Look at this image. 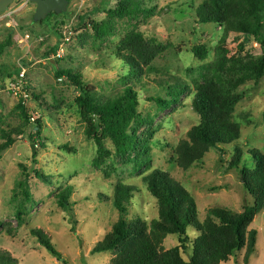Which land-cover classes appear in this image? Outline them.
<instances>
[{"label":"rangeland","instance_id":"rangeland-1","mask_svg":"<svg viewBox=\"0 0 264 264\" xmlns=\"http://www.w3.org/2000/svg\"><path fill=\"white\" fill-rule=\"evenodd\" d=\"M123 1L69 0L66 13L44 22L34 21L37 7L25 1L0 13V43L9 41L0 51V145L8 136L16 138L11 148L0 152V252L9 253L15 264H65L47 251L35 231L49 238L66 264H111L115 252L92 251L119 220L115 191L132 187L128 220L151 223L159 218V205L144 178L155 171L167 174L195 198L202 221L215 207L241 213L247 204L254 205L241 170L230 168L233 146L211 150L204 162L188 170L178 165L177 148L201 123L192 107L200 89L226 85L235 87L229 97H239L231 113L240 124L245 157L250 158L253 149L264 153V77L240 84L241 77L227 71L230 61L257 59L264 48L253 36L226 24L199 23L197 11L206 0H126L122 7ZM128 7L135 12L120 18L118 13ZM65 33L71 38L66 55L54 59ZM131 34L166 47L152 63L153 70L141 76L116 57ZM203 46L208 54L200 59L194 49ZM223 61L228 63L224 70ZM22 67L30 88V98L23 102L30 124L8 77ZM63 71L78 76L103 100L126 88L138 92L134 146L126 156L120 157L110 141V154L99 156L89 137L92 119L77 102L81 92L59 75ZM175 91L181 93L178 101L160 108L156 99L171 101ZM37 122L41 134L31 137ZM20 130L22 136L17 135ZM68 187L73 193L70 209L64 210L57 195ZM250 228L259 237L249 264H264V210ZM177 245L176 236L165 241L166 249ZM245 255L246 250L222 264H245Z\"/></svg>","mask_w":264,"mask_h":264},{"label":"trees","instance_id":"trees-1","mask_svg":"<svg viewBox=\"0 0 264 264\" xmlns=\"http://www.w3.org/2000/svg\"><path fill=\"white\" fill-rule=\"evenodd\" d=\"M126 3L124 0L122 7ZM134 12L128 7L118 15L124 18ZM53 15L56 14L49 15L47 20ZM197 16L199 23L226 24L233 31L253 36L264 48V40H261L264 0H206L199 7ZM8 45L9 41L0 43V51ZM165 50L166 47L155 40L148 41L141 34H131L116 57L133 69V75L141 76L146 71L153 70L152 63ZM194 53L198 58L205 59L208 49L205 46L199 47L194 49ZM230 63L232 64L227 71L237 73L241 77L240 84L264 77V54L248 62L234 60ZM227 64V61L221 63L222 70L227 69ZM19 74L20 72H10L8 77L15 80ZM217 74L220 79L223 78L220 73L216 72ZM59 75L66 76L81 92L77 102L82 112L92 119L89 137L97 144L99 156L110 154L106 141L116 147L120 157L126 156L134 146L136 130L132 128V124L140 105L138 92L133 88H126L116 97L103 100L71 71H63ZM179 87H173L172 91ZM231 88L235 87L223 85L220 88L212 85L210 88L200 89L192 107L200 115L201 123L193 127L178 145L177 163L182 169L188 170L204 162L211 150L233 146L234 156L230 168L241 170L244 188L253 197L254 205L247 204L241 213L225 207H215L209 210L207 218L202 221L195 198L167 174L155 171L144 178V183L158 201L159 218L151 223L139 219L131 224L127 214L134 190L130 186H118L114 206L119 212V220L105 239L96 244L93 255L115 252L111 264H222L246 250L244 262L250 263L257 251L259 237L258 231L250 227L264 210V153L253 149L249 152L250 158L245 157L240 143V124L231 113L239 97H229ZM180 94L175 91L171 94V101L158 98L156 102L160 108L168 109L178 101ZM23 102L25 103L20 99L19 105L23 109L26 123L30 124L31 117L24 109ZM36 125L39 130L34 128L31 137L41 134V123L37 122ZM23 134L24 130L17 132L18 136ZM15 143L16 138L8 136L6 142L0 145V152L11 148ZM35 173L39 175V172ZM72 193V187H68L57 195L62 209H70L69 199ZM192 234L197 237L193 238ZM34 235L38 236L54 258L66 264L63 255L45 234L35 231ZM169 236L178 237V245L166 249L165 241ZM15 263L16 260L9 253L0 252V264Z\"/></svg>","mask_w":264,"mask_h":264},{"label":"water","instance_id":"water-1","mask_svg":"<svg viewBox=\"0 0 264 264\" xmlns=\"http://www.w3.org/2000/svg\"><path fill=\"white\" fill-rule=\"evenodd\" d=\"M29 1L36 5V13L34 15L35 22H42L51 14H63L68 11L69 0H0V13L8 12L10 6L16 2ZM33 154H35V146L32 145Z\"/></svg>","mask_w":264,"mask_h":264},{"label":"built area","instance_id":"built-area-1","mask_svg":"<svg viewBox=\"0 0 264 264\" xmlns=\"http://www.w3.org/2000/svg\"><path fill=\"white\" fill-rule=\"evenodd\" d=\"M25 2L27 4L29 1ZM29 37L30 36H28L27 39H29ZM70 42L71 38L67 36V33H65L63 40L59 43V48L57 54L54 56V59H63L65 57L66 50ZM26 74V67H22L19 76L11 82V90L14 95L19 99H23L25 102L30 98V93L28 91L29 83L27 81Z\"/></svg>","mask_w":264,"mask_h":264},{"label":"flooded vegetation","instance_id":"flooded-vegetation-1","mask_svg":"<svg viewBox=\"0 0 264 264\" xmlns=\"http://www.w3.org/2000/svg\"><path fill=\"white\" fill-rule=\"evenodd\" d=\"M30 4V2H27L26 6H28Z\"/></svg>","mask_w":264,"mask_h":264}]
</instances>
